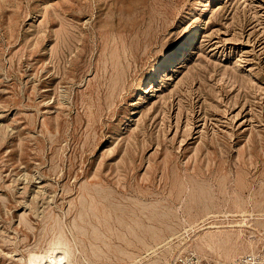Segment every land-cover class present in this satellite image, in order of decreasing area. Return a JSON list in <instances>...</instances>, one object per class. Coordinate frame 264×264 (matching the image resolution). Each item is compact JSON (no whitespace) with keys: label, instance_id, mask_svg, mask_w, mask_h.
I'll return each instance as SVG.
<instances>
[{"label":"rangeland","instance_id":"1","mask_svg":"<svg viewBox=\"0 0 264 264\" xmlns=\"http://www.w3.org/2000/svg\"><path fill=\"white\" fill-rule=\"evenodd\" d=\"M60 256L264 264V0H0V264Z\"/></svg>","mask_w":264,"mask_h":264},{"label":"bare ground","instance_id":"2","mask_svg":"<svg viewBox=\"0 0 264 264\" xmlns=\"http://www.w3.org/2000/svg\"><path fill=\"white\" fill-rule=\"evenodd\" d=\"M220 1L221 0H213V2L215 3ZM203 24H204V19L202 18L200 22L186 36H184L182 39L180 38L181 40L176 46L165 52L164 56L156 63L152 72L142 81L141 88H145L147 86L156 84V82L160 80V78L168 68L174 67L180 59H182L186 54H188L190 49L197 41L200 32L203 28ZM64 256H60L61 259L59 260L54 259L53 260L54 264H62L64 260ZM34 262L32 264H35Z\"/></svg>","mask_w":264,"mask_h":264}]
</instances>
